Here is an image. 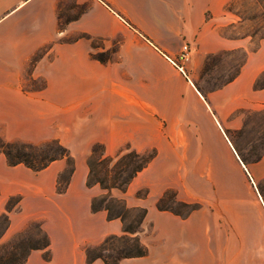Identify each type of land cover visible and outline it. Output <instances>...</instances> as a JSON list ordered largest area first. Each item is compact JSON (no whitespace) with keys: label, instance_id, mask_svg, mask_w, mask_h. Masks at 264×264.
<instances>
[{"label":"crops","instance_id":"0c3cea01","mask_svg":"<svg viewBox=\"0 0 264 264\" xmlns=\"http://www.w3.org/2000/svg\"><path fill=\"white\" fill-rule=\"evenodd\" d=\"M233 1L0 0V138L12 141L23 130L35 133L39 118H44L45 125L62 129L61 137L55 135L69 150L80 141L81 150L101 144L107 153L126 146L137 151L154 147L157 160L166 149L179 154L177 164L205 167V181L217 191L215 204H222L218 212H205L201 206L179 220L148 207L145 218L152 223L151 232L141 238L146 255L118 264H264V194L259 191L264 151L244 164L226 136L238 128L239 107L247 99L264 97V89H253L264 71V39L247 50L246 38H225L217 32L214 22L227 18L226 7ZM82 34L101 40L110 49V59H93L91 41ZM183 44L191 50V62L179 66L175 61ZM236 50L245 53L237 75L203 95L194 69L207 54ZM39 53L32 76L42 77L44 87L23 92L27 67ZM21 166H9L0 155V213L13 195H20L23 212L28 200H45L56 213L52 228L43 222L49 259L34 250L24 264H87L81 243H96L101 236L95 225L106 215L91 211L90 202L103 191L85 185L88 169L78 160L63 192L56 190L60 161L39 170L50 172L45 186L36 180L40 175H30L33 180L13 176L30 170ZM146 187L155 196L169 188ZM58 200L64 205L55 204ZM202 214L205 222H195L188 236L175 235ZM15 218L10 217L8 228L15 227ZM95 219L89 230L87 224ZM161 219L168 222L162 225ZM108 223L116 224L111 231L116 234V220Z\"/></svg>","mask_w":264,"mask_h":264},{"label":"rangeland","instance_id":"374dc122","mask_svg":"<svg viewBox=\"0 0 264 264\" xmlns=\"http://www.w3.org/2000/svg\"><path fill=\"white\" fill-rule=\"evenodd\" d=\"M226 10L227 18L214 22V26L217 32L225 38H246L248 40L247 50L255 49L259 41L261 39H264V0H235L226 7ZM59 24V26H62L64 23L60 22ZM91 45L94 46L93 49H91L92 53L100 51V43L97 40L91 41ZM44 50L46 51V49H43V51ZM108 53L110 54V49L108 50ZM41 54L42 53H39L27 67L26 78L21 87L23 92L40 90L44 87V80L42 77L32 76L33 66L35 65L36 60H38ZM191 55L192 53L190 54V58L188 61L184 63H177L181 66L190 63ZM244 58L245 53L242 50L220 51L217 53L205 55L200 67L194 69L195 83L202 88L205 94L210 91L216 90L217 87H221L222 84H224L230 77L239 72ZM263 74L264 71L259 74L253 84V89H264L263 86L256 85V82L261 77V75L263 76L261 77V81H264ZM236 115L239 124L238 128L226 131V136L228 137L234 148L237 149V152L245 159L247 163H249L257 159L264 151V97L259 100L247 99L245 104L239 107ZM46 122L47 121L44 118H39V126L37 128V131L33 133L28 130H23V135L20 139L12 141H7L2 138L0 139L6 142L28 143L35 146H44L47 143L58 141L61 145L66 147L67 144L63 142L61 138H58V136L55 135L58 134L61 137L60 134L62 129L57 126L52 127V125H50L49 123L45 125ZM47 127L48 129H46ZM47 135L50 136L48 137ZM91 149L92 148L88 150H81L80 141L74 144V149H68V151L71 159L73 160V163L75 162V160H78L80 161L84 169H87L86 161L91 152ZM123 149L114 151L113 153H107L106 151L105 152L110 156H114ZM138 152H155L154 159L158 155V151L154 147L140 150ZM0 155L3 154L0 153ZM178 155L173 151L170 152L166 149H162L157 160H152L148 164V168L145 174H143L142 177L138 178L132 184V188L129 194L120 192L118 190H112L113 192H111V195L115 198H123L128 207L143 206L147 210V208L150 206L154 209H157L156 205L158 199L163 195L165 191H168L169 195L160 202V205L182 214V216H180L174 214L171 211L163 210L175 215L179 220L185 219L193 210L198 209L201 206H204L205 212L221 211L222 204H215V195H217V191H212L210 184H207L205 181V167L188 164H177L176 157L178 158ZM57 160L62 163L63 170L59 173L61 174L60 177L59 175L57 176V181L59 183L57 184L56 181V190L57 187L65 188V178L67 172L66 170L68 169V162L65 158ZM18 165H22L21 167H26L23 164ZM41 173L42 172L33 171L30 169L28 170V172L26 170L16 171L13 173V176H21L23 179L33 180L32 176L30 175H40L36 180L40 186H45L48 183L50 172H44L43 174ZM146 184H151L153 185V187L165 184L169 186V188L165 189L161 193L157 194V196H155L156 193L152 192V190L149 191L146 187ZM174 187H176V189H174ZM260 187L264 189V180L261 182ZM98 193H100V190L96 194ZM19 202L20 195L10 196L5 201V205L8 204L11 207L8 213L9 222L11 216H15L16 218L14 221L15 227L7 228L5 231H3L4 222L3 220H0V258L11 256L9 252L11 246L14 243L25 241L24 245H22L21 249L14 256V259L16 260L21 259L26 249L28 250L31 245H36L40 242V233L38 234L35 224L40 225L42 232L47 237L48 234L43 227V222L47 220V226L51 228L53 225H55L56 213L51 211L49 203H47L45 200H28L27 208H25L24 212L20 208ZM182 202L188 203L189 205L186 206L182 204ZM55 204L64 205L63 201L60 200L55 201ZM190 205L193 206L194 209L187 215H184ZM31 214L35 215L36 217H32ZM29 216H31L32 218ZM104 219L102 224H96V219L90 221L91 223L87 224L89 230L93 225L96 224L95 233L101 232V236L98 238L96 243H91L88 241L81 243V252L83 253V255L87 248L95 252V247L98 246L106 236L113 234L111 231L116 227V224L108 223L109 220ZM218 219L220 221L221 217L219 216ZM115 220L118 223V231L116 232V234L120 235L123 223L119 219ZM167 222V219L159 220V223H161L162 225ZM191 222V225L187 224L184 227L185 230L183 228L180 234L176 233L175 235L188 236L189 228L192 227L195 222H205V214L197 216L196 218L191 220ZM151 227L152 223L144 218L140 228V232L138 233V237L140 240L142 237L149 236L148 234H150L151 232ZM27 236H29L30 238H28ZM86 236L91 237L92 234L87 230ZM199 236L201 235L199 234ZM32 251L34 250H31L29 253H31ZM42 251L43 257H45L46 255L50 256L49 250ZM14 259L12 261H16Z\"/></svg>","mask_w":264,"mask_h":264},{"label":"trees","instance_id":"16d2710c","mask_svg":"<svg viewBox=\"0 0 264 264\" xmlns=\"http://www.w3.org/2000/svg\"><path fill=\"white\" fill-rule=\"evenodd\" d=\"M59 29L61 31L63 25L59 26ZM80 37L89 39L90 41L96 40L90 38L86 34H82ZM97 41L100 43V51L95 53L91 52L90 55L99 62H107L110 59V54L108 50L103 47L101 40ZM236 75L237 73L226 82L231 81ZM261 77L263 76L261 75ZM261 77L257 80L256 85L264 87V81H261ZM196 87L205 95L201 87L197 84ZM235 150L237 152V149ZM0 153L4 155L9 166L23 164L33 171H39L47 167L51 162L65 158L68 162L65 186L74 171V163L68 149L58 141L47 143L44 146H35L28 143L6 142L0 139ZM237 154L239 159L246 164L247 162L245 159L238 152ZM154 157L155 152H138L129 146H126L117 155L110 156L106 154L102 145H93L86 161L88 172L85 185L87 187L98 185L103 193L91 199L90 209L93 212L104 211L107 220L119 219L123 223V227L120 235L111 234L106 236L102 242L95 247V252L87 248L85 250V259L87 263H91L94 260H101L103 264H118L123 258L146 255L147 248L138 237V233L140 232L142 222L147 212L146 208L143 206L128 207L123 198H115L111 195V192L112 190L125 192L131 181L154 159ZM259 157L257 159H259ZM60 175L61 174H59V177ZM58 183L57 181V184ZM64 189L65 188L57 187V192H63ZM259 191L261 194H264L263 188L259 187ZM168 195V191L163 193L157 201L156 208L158 210H168L182 216V214L160 205V202ZM182 204L186 206L189 205L185 202H182ZM10 209L11 207L6 204L4 212L0 214V220L4 222L3 231H5L9 225L8 213ZM193 209L194 207L190 205L184 215H187ZM35 227L38 234L40 233V242L36 245H31L28 250L26 249L23 257L19 260L14 259V256L21 249L22 245H24L25 241L14 243L9 252L11 256L1 257L0 264H24L31 250H49L50 243L48 237L42 232L40 225L35 224ZM29 236L27 237L30 238ZM44 258L49 259V255H46ZM13 259L16 261H12Z\"/></svg>","mask_w":264,"mask_h":264},{"label":"built area","instance_id":"2783aa9c","mask_svg":"<svg viewBox=\"0 0 264 264\" xmlns=\"http://www.w3.org/2000/svg\"><path fill=\"white\" fill-rule=\"evenodd\" d=\"M190 54H191V50H190L189 46L187 44H183L175 63L178 64L177 62L184 63V62L188 61L190 58ZM179 66H181V65H179Z\"/></svg>","mask_w":264,"mask_h":264}]
</instances>
